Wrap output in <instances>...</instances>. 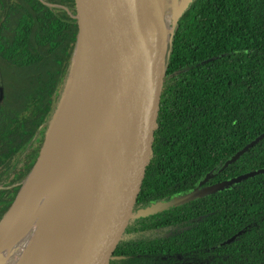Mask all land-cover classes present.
Instances as JSON below:
<instances>
[{
  "label": "trees",
  "instance_id": "obj_1",
  "mask_svg": "<svg viewBox=\"0 0 264 264\" xmlns=\"http://www.w3.org/2000/svg\"><path fill=\"white\" fill-rule=\"evenodd\" d=\"M73 16V0H0V219L63 98ZM159 118L141 209L260 172L141 216L117 264H264V138L224 167L264 133V0L187 5L168 49Z\"/></svg>",
  "mask_w": 264,
  "mask_h": 264
},
{
  "label": "water",
  "instance_id": "obj_2",
  "mask_svg": "<svg viewBox=\"0 0 264 264\" xmlns=\"http://www.w3.org/2000/svg\"><path fill=\"white\" fill-rule=\"evenodd\" d=\"M155 1L73 0L77 35L68 84L36 162L0 219V247L30 197L48 136L74 82L91 127L92 153L75 174L73 221L52 264H117L141 216L216 193L260 172L199 187L167 203L139 207L146 172L159 151L156 134L161 126L168 49L179 16L192 2L186 0L174 15L167 36L164 16ZM263 138L264 133L224 167Z\"/></svg>",
  "mask_w": 264,
  "mask_h": 264
},
{
  "label": "bare ground",
  "instance_id": "obj_3",
  "mask_svg": "<svg viewBox=\"0 0 264 264\" xmlns=\"http://www.w3.org/2000/svg\"><path fill=\"white\" fill-rule=\"evenodd\" d=\"M52 127L41 155L37 182L35 181L30 193L31 195L37 183L45 184L51 187V201L45 218L30 236L20 258L13 264H52L56 251L64 242L72 224L70 215L77 189L74 177L81 163L90 160L92 153V131L75 82L72 83ZM41 192L42 189L37 191L36 198H40ZM38 211L39 205L35 204L28 216L17 217L15 225L0 247V254L11 246L15 229L27 233Z\"/></svg>",
  "mask_w": 264,
  "mask_h": 264
},
{
  "label": "rangeland",
  "instance_id": "obj_4",
  "mask_svg": "<svg viewBox=\"0 0 264 264\" xmlns=\"http://www.w3.org/2000/svg\"><path fill=\"white\" fill-rule=\"evenodd\" d=\"M186 0H156L155 3L160 7L165 20V31L168 36L170 33V23L174 15L180 11V7ZM42 189L40 198H36L37 191ZM52 190L45 184L37 183L32 194L23 206L19 215L28 216L34 205H39V211L32 219V224L27 233L15 229L12 234V244L8 249L0 254V264H13L19 259L21 253L25 250V244L30 239V236L38 229L39 223L45 218L48 210V205L51 201ZM36 199V200H35ZM15 225V224H14ZM17 227V226H16ZM29 235V236H28ZM25 236V237H24ZM10 241V240H9Z\"/></svg>",
  "mask_w": 264,
  "mask_h": 264
}]
</instances>
